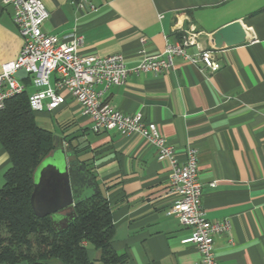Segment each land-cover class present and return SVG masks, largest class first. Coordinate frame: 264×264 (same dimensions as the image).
<instances>
[{"label": "crops", "instance_id": "crops-1", "mask_svg": "<svg viewBox=\"0 0 264 264\" xmlns=\"http://www.w3.org/2000/svg\"><path fill=\"white\" fill-rule=\"evenodd\" d=\"M42 1L50 12L45 33L63 41L81 34L82 53H122L129 68L162 53L186 30L201 33L199 45L188 52L211 49L220 69L178 57L164 73H130L105 98L124 113L142 112L156 123L178 161L197 149L206 215L231 223L229 232L215 235L219 264H264V0H93L95 12L74 0ZM12 15L13 7L0 0V72L23 45ZM234 21L243 23L247 40L215 48L213 33ZM27 91L35 87L30 84ZM64 94L63 105L42 111L41 122L36 120L59 140L34 172V210L54 209L49 215L55 230L75 218V205L63 206V142L75 147L76 158L112 206V245L125 254L122 264H198L196 245L183 243L191 228L171 211L176 195L170 191L169 161L159 160L156 148L140 136L94 131L81 105ZM10 165L0 141V188ZM88 251L95 264H106L100 250Z\"/></svg>", "mask_w": 264, "mask_h": 264}, {"label": "built area", "instance_id": "built-area-1", "mask_svg": "<svg viewBox=\"0 0 264 264\" xmlns=\"http://www.w3.org/2000/svg\"><path fill=\"white\" fill-rule=\"evenodd\" d=\"M81 9L95 12L93 0H74ZM13 7V22L17 26L23 45L15 60L5 62L0 72V111L7 100L23 93L27 85L16 73L25 70L35 91L29 100L34 112L54 111L66 102L64 92L70 94L93 121V130H116L126 136H140L157 150L159 160L170 164V191L176 195L171 211L181 223L189 226L191 235L183 240L199 250L198 264H219L215 253V235L229 232L228 220H210L203 208V187L199 179L198 151L188 150L186 160L176 158L175 148L163 135L158 125L144 119L142 112L124 113L106 100L113 86L125 83L132 72L161 74L172 69L178 57L192 63L202 61L211 71L221 68L211 49H200L196 54L188 48L199 45L201 34L194 29L184 31L182 37L168 43L162 53L146 55L133 68L127 67L122 53L99 56L82 53L83 36L74 34L69 41L42 30L50 12L42 0H4ZM54 78V82L52 80ZM215 185V181L212 182Z\"/></svg>", "mask_w": 264, "mask_h": 264}, {"label": "trees", "instance_id": "trees-1", "mask_svg": "<svg viewBox=\"0 0 264 264\" xmlns=\"http://www.w3.org/2000/svg\"><path fill=\"white\" fill-rule=\"evenodd\" d=\"M24 83L30 85V77ZM29 95L26 89L13 96L0 111V141L11 159L0 188V264H53V258L63 264H95L90 246L100 250L102 262L122 264L125 254L112 245V206L101 190L76 204L75 218L61 230L53 228L50 215L35 212L34 172L56 148V140L37 123Z\"/></svg>", "mask_w": 264, "mask_h": 264}, {"label": "water", "instance_id": "water-1", "mask_svg": "<svg viewBox=\"0 0 264 264\" xmlns=\"http://www.w3.org/2000/svg\"><path fill=\"white\" fill-rule=\"evenodd\" d=\"M212 39L215 48L242 44L247 40V30L241 21H234L213 33ZM16 75L19 78L24 79L27 76V73L25 70H20ZM55 140L56 145H58L57 140H59V138L55 137ZM60 152L66 157L65 160H63V163L59 165L63 167V176L67 181V189H64L63 192V206L69 204L76 205L99 193L100 189L94 176L86 169L85 165L81 164L76 158L75 152L69 149L63 142ZM86 192H89V194H86ZM53 210L54 209H50V211L42 214L35 212L39 215H49ZM67 225H65L64 228L67 227ZM19 264L27 263L22 262Z\"/></svg>", "mask_w": 264, "mask_h": 264}, {"label": "rangeland", "instance_id": "rangeland-1", "mask_svg": "<svg viewBox=\"0 0 264 264\" xmlns=\"http://www.w3.org/2000/svg\"><path fill=\"white\" fill-rule=\"evenodd\" d=\"M41 112H35V117H36V120L41 122ZM50 263H53V264H63L61 260L59 259H56V258H53V259H50L49 260Z\"/></svg>", "mask_w": 264, "mask_h": 264}]
</instances>
